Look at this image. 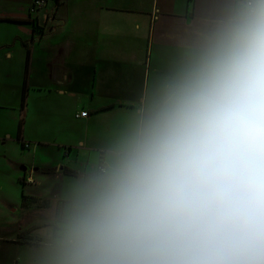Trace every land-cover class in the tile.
I'll return each instance as SVG.
<instances>
[{
	"label": "clouds",
	"instance_id": "obj_1",
	"mask_svg": "<svg viewBox=\"0 0 264 264\" xmlns=\"http://www.w3.org/2000/svg\"><path fill=\"white\" fill-rule=\"evenodd\" d=\"M101 153L35 264H264V0H225Z\"/></svg>",
	"mask_w": 264,
	"mask_h": 264
},
{
	"label": "crops",
	"instance_id": "obj_2",
	"mask_svg": "<svg viewBox=\"0 0 264 264\" xmlns=\"http://www.w3.org/2000/svg\"><path fill=\"white\" fill-rule=\"evenodd\" d=\"M34 1L0 0V174L22 190L0 201L21 212L0 222V264H35L40 243L17 236L42 238L45 210L225 11V0H44L31 12Z\"/></svg>",
	"mask_w": 264,
	"mask_h": 264
},
{
	"label": "rangeland",
	"instance_id": "obj_3",
	"mask_svg": "<svg viewBox=\"0 0 264 264\" xmlns=\"http://www.w3.org/2000/svg\"><path fill=\"white\" fill-rule=\"evenodd\" d=\"M3 180V176L2 174H0V186L4 187V193L0 192V201L4 200L3 197H5L4 195H8L10 194L11 197L15 200H19L20 198H22V193H21V188L20 186L15 185L12 181H8V182H4ZM6 198V197H5ZM4 203V202H3ZM13 208L10 209V211L4 210L2 208V205L0 204V222L2 221H8V220H18L20 218V211H16L14 212L13 210L15 209L14 206H12ZM4 210V212H2Z\"/></svg>",
	"mask_w": 264,
	"mask_h": 264
},
{
	"label": "trees",
	"instance_id": "obj_4",
	"mask_svg": "<svg viewBox=\"0 0 264 264\" xmlns=\"http://www.w3.org/2000/svg\"><path fill=\"white\" fill-rule=\"evenodd\" d=\"M27 56L28 57H27V64H26V74L28 73V70H29V51H28V55ZM26 97H27V88H26V81H25L24 91H23V96H22V108H24V106H25ZM21 123H22V120H21ZM21 127H22V124H20L19 135L21 134ZM71 173H73V172H71ZM25 199H26V197L24 196V198H23V202L24 203H25ZM41 239L42 238L31 236L29 234V232L27 231V232L20 233L17 236L16 241L17 242H24V243H40Z\"/></svg>",
	"mask_w": 264,
	"mask_h": 264
},
{
	"label": "built area",
	"instance_id": "obj_5",
	"mask_svg": "<svg viewBox=\"0 0 264 264\" xmlns=\"http://www.w3.org/2000/svg\"><path fill=\"white\" fill-rule=\"evenodd\" d=\"M44 3H45L44 0H35L32 5L31 12H36L39 8L43 7ZM79 115L85 117L87 116V112L83 111ZM29 182H32V180L29 179Z\"/></svg>",
	"mask_w": 264,
	"mask_h": 264
}]
</instances>
